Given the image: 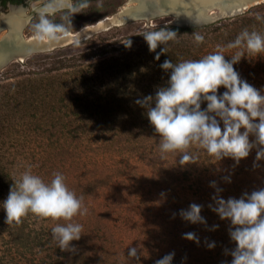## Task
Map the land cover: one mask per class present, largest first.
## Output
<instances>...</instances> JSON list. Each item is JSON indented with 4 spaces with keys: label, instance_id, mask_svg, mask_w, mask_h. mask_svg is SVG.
Returning a JSON list of instances; mask_svg holds the SVG:
<instances>
[{
    "label": "rangeland",
    "instance_id": "rangeland-1",
    "mask_svg": "<svg viewBox=\"0 0 264 264\" xmlns=\"http://www.w3.org/2000/svg\"><path fill=\"white\" fill-rule=\"evenodd\" d=\"M128 1L130 0H89L90 7L73 14V28L69 31H76L105 15L117 12ZM42 3L43 0H30L26 4L28 20L22 30L26 38L34 33L32 25L38 20L36 8ZM98 3H102L103 7L97 8ZM3 11L7 12L8 6H5ZM63 14L57 12L51 18L61 22ZM257 16L264 17V1L247 8L242 13L213 21H220L219 25L223 26L221 42L215 47L225 46L226 60H231L234 52L238 51L227 49L226 45L242 30H255L264 34V20H258ZM171 20V16L162 15L151 21H130L118 26L122 27L121 29L107 36L98 37L96 42H119L122 36H132L135 33L142 35L146 31L157 30L171 24ZM5 30L7 29L0 30V36L6 32ZM84 47L83 44H77L67 53L79 52ZM209 48L208 53L215 50L212 44H209ZM54 49L34 52L24 60L12 61L0 70V82L12 80L13 68L28 69L31 66L42 68L49 61L56 65L54 60L62 57L63 54L51 59L42 58ZM255 60L259 63L247 62L241 57L234 68L242 80H246L264 95V60ZM224 91L226 89L220 87L218 95ZM206 106L207 102L203 101L201 109H205ZM116 126L117 123H104L98 128H105L107 131L116 130ZM137 127L135 126L134 129ZM221 127H223L222 121ZM96 131L100 130L96 129ZM243 131L244 129H241V132ZM249 139L250 142L255 141V136L250 134ZM47 143L49 141L41 136L26 133L22 137V148L29 150L30 153L26 155L28 158L23 155H18V158L24 161L35 160L38 156L33 153L34 150H40L41 146ZM2 146L5 150H12V139H4ZM99 146L96 142L92 145H83L81 152L79 149L76 154L73 152L65 154L62 160L74 161L73 168L64 173L65 182L71 190L75 189L74 192L78 197L83 198L87 214L89 213L85 204L87 200L90 199L96 208L93 212L94 222L91 225L93 228L91 232L84 225L83 220L86 215L75 216L76 223L83 225V233L78 243L79 249H83L82 257L90 253L88 264H155L156 260L173 252L175 255L172 264H230L232 256L229 253L236 247L229 235L231 221L221 219L209 205L215 206L213 197L216 195L225 200L230 197L239 199L245 192L251 194L254 190L264 188V159L256 160L257 148H253L248 157L240 159L237 163L231 157L217 160L215 156L209 155L193 143L187 151L196 157L195 162L181 165L178 151L171 152L175 156L171 160L157 158L150 161L137 158L142 156L141 152L145 148L138 150L135 155L137 157L133 158L121 149L111 147L104 149ZM88 153V158H81L83 163L81 165L78 158ZM39 158V161H42L45 157ZM8 160L12 163V155ZM254 163L258 166L254 167ZM88 175L97 176V182L86 189H79V180ZM212 181L222 189L221 192L217 193L216 188L210 185ZM192 203L203 206L201 216L206 223H191L179 215L180 210H187ZM217 225L218 227L214 228ZM185 233H194L199 242L185 239ZM89 235H92V238L89 239ZM213 242L215 247L209 248L208 244ZM133 247L138 250V260L128 256L129 249Z\"/></svg>",
    "mask_w": 264,
    "mask_h": 264
},
{
    "label": "trees",
    "instance_id": "trees-1",
    "mask_svg": "<svg viewBox=\"0 0 264 264\" xmlns=\"http://www.w3.org/2000/svg\"><path fill=\"white\" fill-rule=\"evenodd\" d=\"M23 1L13 0L15 3ZM219 22L202 26L168 24L165 27L176 31L177 36L166 45L158 46L154 52L149 50L147 42L139 33L122 36L119 42H96L98 37L122 28L116 26L42 56L51 59L63 54L54 60L56 65L49 61L42 68H13L12 80H1L0 264L89 263L90 253L81 256L83 249H79L78 240L71 242L75 251H62L53 239L51 229L58 223L65 224L68 221L41 218L29 213L20 224L5 223L6 213L2 202L9 194L13 178H18L20 173L31 166L33 174L39 175L46 183L50 182L54 173L64 175L73 168L74 161H62L65 154H76L79 149L82 151L83 145L95 142L104 149H121L133 158L137 157L136 152L142 148L145 150L137 158L153 161L175 157L171 152L161 153L160 136L150 124L146 109L135 101L148 95L154 96L158 87L167 86L171 70L166 72L160 67L166 59L173 63L199 59L208 53L209 44L214 45L216 51L215 45L221 42L220 37L223 35V26ZM194 33L204 36L203 43L195 42ZM129 39L132 41L131 47L125 45ZM77 44L85 47L79 52L67 53ZM164 47L165 52H161ZM157 53H160L159 60L155 59ZM257 57L246 54L243 59L247 62L264 60V54ZM104 123H117V129L106 131L105 128H98ZM135 126L138 127L134 129ZM26 133H33L49 141L40 150H34L33 153L38 156L35 160L24 161L18 158V155L26 156L30 153L22 148V137ZM6 138L12 139V150H5L2 146ZM10 155L12 163L8 160ZM88 155L78 158L81 165V158H88ZM40 156L45 158L39 161ZM96 180L97 176L88 175L79 180L78 187L86 189L95 184ZM85 204L89 213L83 221L91 232L96 208L90 199ZM71 222H77L75 217ZM88 237L90 239L92 235Z\"/></svg>",
    "mask_w": 264,
    "mask_h": 264
},
{
    "label": "clouds",
    "instance_id": "clouds-1",
    "mask_svg": "<svg viewBox=\"0 0 264 264\" xmlns=\"http://www.w3.org/2000/svg\"><path fill=\"white\" fill-rule=\"evenodd\" d=\"M88 7L89 0H43L36 8L38 20L32 25L36 38L48 42L63 39L73 28V14ZM96 7L101 8L103 4L98 3ZM57 12L64 13L61 22L51 18ZM257 19L264 20V17L257 16ZM142 35L149 50L154 52L158 46L174 40L177 32L163 27ZM193 35L197 44L203 43V35ZM131 44L130 39L125 43L127 47ZM226 48L238 50L231 60L225 59V46L220 45L216 51L199 59L178 63L166 59L160 67L166 72L171 70L167 86L158 87L154 96L135 101L146 109L150 124L159 134L161 153L181 152V165L195 162L196 157L187 151L193 143L217 160L231 157L239 163L240 159L249 156L253 148H257L256 160L264 159V95L242 80L234 68L246 54H264V34L244 29ZM161 52H165V47ZM159 58L160 53H157L155 59ZM220 87L226 91L218 95ZM203 101L207 106L202 110ZM250 134L255 136V141L250 142ZM210 185L216 188L217 193L222 191L215 181ZM213 200L215 206L209 207L221 219L231 221L229 235L236 247L229 253L232 256L230 264H264V188L251 194L245 192L239 199L230 197L225 200L216 195ZM2 204L8 225L22 223L29 213L41 218L69 221L56 224L51 233L62 251H75L71 242L80 239L83 225L71 221L77 215H86L87 208L83 198L68 187L62 173H54L46 183L39 175L33 174L29 166L18 178H13L9 194ZM202 207L192 203L187 210H180L179 215L191 223H206L201 216ZM184 238L199 242L194 233H185ZM208 247L214 248L215 243H209ZM174 255V252L168 253L155 264H172ZM128 256L138 260L137 248H130Z\"/></svg>",
    "mask_w": 264,
    "mask_h": 264
},
{
    "label": "water",
    "instance_id": "water-1",
    "mask_svg": "<svg viewBox=\"0 0 264 264\" xmlns=\"http://www.w3.org/2000/svg\"><path fill=\"white\" fill-rule=\"evenodd\" d=\"M30 0H27V3ZM131 4L120 11L114 13L111 19H108L102 26H97L90 29L79 28L76 34L70 40L60 42L56 46L47 49L52 50L56 47L66 46L75 41L84 40L91 36L94 32L108 30L114 26H121L130 21L147 20L169 15L172 17L170 23L179 26H202L209 24L221 17L232 16L244 12L247 8L260 3L264 0H232L234 1L233 9H224L223 0H130ZM225 1V0H224ZM12 5H20L26 7L24 3H8V9ZM223 6V8H222ZM209 11H216L215 16H208ZM6 28V27H1ZM7 29V28H6ZM45 51V50H41ZM34 52L39 50L34 49L29 43L22 51L9 54L6 58L0 60V70L14 60H24Z\"/></svg>",
    "mask_w": 264,
    "mask_h": 264
},
{
    "label": "bare ground",
    "instance_id": "bare-ground-1",
    "mask_svg": "<svg viewBox=\"0 0 264 264\" xmlns=\"http://www.w3.org/2000/svg\"><path fill=\"white\" fill-rule=\"evenodd\" d=\"M207 1V0H205ZM130 2V3H129ZM222 3L226 4L224 5V9L222 11H225V9H233L231 7L233 6L234 1L232 0H223ZM131 4V1H128L125 5H123L118 11L121 9L126 8ZM41 5V4H40ZM27 7H22L20 5H12L7 12H4L2 9H0V30L1 27H6L7 30L4 32L2 37H0V60L3 58H6L11 53H16L18 51H22L25 49L26 44L29 43L30 46L34 49H37L39 51L41 50H47L50 49L60 42H64L66 40H70L72 37L75 36L76 31H68L63 39L57 41V42H48L46 40H40L37 39L35 36V33L30 35L29 37H24L22 34L23 27L27 23L28 15L26 13ZM223 8V6H222ZM116 13V12H115ZM112 14L105 15L104 17L96 20L93 23L84 25L82 29H90L95 28L97 26H102L105 24V22L108 19H111ZM208 16H215L216 11H209Z\"/></svg>",
    "mask_w": 264,
    "mask_h": 264
},
{
    "label": "flooded vegetation",
    "instance_id": "flooded-vegetation-1",
    "mask_svg": "<svg viewBox=\"0 0 264 264\" xmlns=\"http://www.w3.org/2000/svg\"><path fill=\"white\" fill-rule=\"evenodd\" d=\"M8 3H15V2H13V0H0V9L3 10L5 6H8ZM22 3L27 4V0H24ZM0 37H2V35Z\"/></svg>",
    "mask_w": 264,
    "mask_h": 264
}]
</instances>
